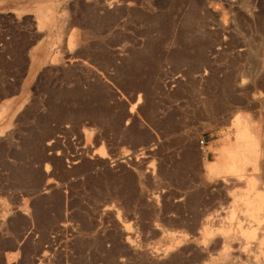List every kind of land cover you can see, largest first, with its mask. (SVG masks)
Segmentation results:
<instances>
[{"label":"rangeland","instance_id":"374dc122","mask_svg":"<svg viewBox=\"0 0 264 264\" xmlns=\"http://www.w3.org/2000/svg\"><path fill=\"white\" fill-rule=\"evenodd\" d=\"M251 178L264 0H0V264H264Z\"/></svg>","mask_w":264,"mask_h":264},{"label":"bare ground","instance_id":"6f19581e","mask_svg":"<svg viewBox=\"0 0 264 264\" xmlns=\"http://www.w3.org/2000/svg\"><path fill=\"white\" fill-rule=\"evenodd\" d=\"M239 121L237 120V125L238 126H236V127H239L238 128V133H237V141L240 142L243 139L246 142V139H247V143L251 144L250 146H254L255 143L257 145L258 142H255L256 140H254V139H256V138H254L255 136L251 137L247 133L248 127H247L246 123L239 122ZM241 149H242V147L239 144L238 145V149L235 150L234 152L233 151H229L228 152V150H227V151H224V152L220 153V155L218 156L217 160L207 161V170L209 172H220L221 170H223L225 173H229L231 175H235V177L236 176L241 177V174L239 173V169H238V165H240L241 161L243 160L245 162V161H248V160H254V162H255V160L257 159L256 154L252 153V152L250 153L249 158H245L244 156H241L240 155V150ZM255 164H256V162H255ZM251 179L253 180V178H251ZM252 180L250 181V185H249V187L251 189L249 191L250 193L246 194L245 197L242 198V206L241 205L240 206L243 209V212H244L243 215L246 216V218H249V220L251 222H253L254 224L259 225V224L262 223V216L264 215V190H261V188L257 187L258 186L257 185V183H258L257 179H255L256 182L254 180L253 181ZM236 206L237 205L233 206V214H234V212H235V210L237 208ZM242 220H243V218H242ZM247 225H248V223H247ZM240 227H242V226L239 225V228ZM242 229H243V227H242ZM242 233L244 234V236H249V235L250 236H254L255 235V228L250 230V231H247V230L242 231ZM246 242H248V241H246Z\"/></svg>","mask_w":264,"mask_h":264},{"label":"crops","instance_id":"0c3cea01","mask_svg":"<svg viewBox=\"0 0 264 264\" xmlns=\"http://www.w3.org/2000/svg\"><path fill=\"white\" fill-rule=\"evenodd\" d=\"M51 17H52L51 9H47L46 11L43 9H39L37 11V21H38V24L40 25H43L44 23H46L48 19Z\"/></svg>","mask_w":264,"mask_h":264},{"label":"built area","instance_id":"2783aa9c","mask_svg":"<svg viewBox=\"0 0 264 264\" xmlns=\"http://www.w3.org/2000/svg\"><path fill=\"white\" fill-rule=\"evenodd\" d=\"M199 144L201 147H203L205 145V140L202 138L199 140Z\"/></svg>","mask_w":264,"mask_h":264}]
</instances>
